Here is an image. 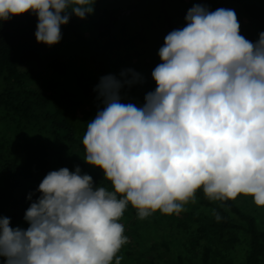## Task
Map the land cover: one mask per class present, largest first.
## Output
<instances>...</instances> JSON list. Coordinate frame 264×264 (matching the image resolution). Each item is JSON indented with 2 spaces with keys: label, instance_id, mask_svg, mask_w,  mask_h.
<instances>
[{
  "label": "clouds",
  "instance_id": "obj_1",
  "mask_svg": "<svg viewBox=\"0 0 264 264\" xmlns=\"http://www.w3.org/2000/svg\"><path fill=\"white\" fill-rule=\"evenodd\" d=\"M94 3L0 0V22L34 14L37 43L52 46L70 16L84 19ZM184 20L164 36L151 71L156 86L142 103L122 102L123 87L143 82L132 68L93 87L102 107L82 138L84 162L111 188L94 185L79 165L49 171L40 195L26 197L27 228L0 216L3 264H119L129 205L140 219L179 214L200 190L210 201L243 195L264 207V31L250 41L233 9L202 4Z\"/></svg>",
  "mask_w": 264,
  "mask_h": 264
},
{
  "label": "rangeland",
  "instance_id": "obj_2",
  "mask_svg": "<svg viewBox=\"0 0 264 264\" xmlns=\"http://www.w3.org/2000/svg\"><path fill=\"white\" fill-rule=\"evenodd\" d=\"M211 1L213 0H95L93 12L84 19L71 15L69 22L61 26V40L50 46L49 50L70 58L74 65L66 74L55 76L56 85L51 90L52 99L47 107L54 109L55 106H65L67 100L64 96L80 100L77 118L82 126H87L98 107H102L93 91L99 77L112 73L119 78L120 71L127 68L141 73L143 82L131 85L134 88L131 96L122 99V102L142 103L144 95L156 86L151 78V71L161 62L157 55L158 49L164 42V36L172 30L168 14L175 21V28L182 27L186 12L193 4L207 5L210 9ZM256 1L264 3V0ZM104 9H112L118 13L113 34L107 37L97 34V25ZM239 24L240 34L252 41L246 28L241 22ZM249 27L255 40L258 39L259 32L264 31V27L254 20ZM126 78H130V74ZM31 91L30 84L23 87L0 79V92L15 101L34 99ZM88 98L97 102L95 108L89 109L84 105L83 100ZM32 116L28 120L18 110L0 106V169L8 159H12L10 153L21 148L24 143L46 142L54 147L52 160L56 163L55 170L67 167L72 171L79 165L82 173L92 176L94 185L111 188L110 184L97 180L103 178L102 170L85 163V155L75 146H66L62 149L64 153H61L43 127L44 121L36 106L33 107ZM235 199L243 208L257 216L264 229V207L256 206L251 197L239 195ZM132 208L128 206L120 218L124 235L128 239L117 254L121 257L119 264H176L179 256L188 264H201L198 257L203 244L200 228L208 207L196 194L195 199L185 204L179 214L165 215L156 211L140 219ZM10 226L27 228L28 224L22 219L10 221ZM245 249V242L237 244L230 254L231 264H241L244 261ZM0 264H3V257H0Z\"/></svg>",
  "mask_w": 264,
  "mask_h": 264
},
{
  "label": "trees",
  "instance_id": "obj_3",
  "mask_svg": "<svg viewBox=\"0 0 264 264\" xmlns=\"http://www.w3.org/2000/svg\"><path fill=\"white\" fill-rule=\"evenodd\" d=\"M210 6V11L220 7L233 9L252 41L255 38L251 34L250 22L254 20L264 27V3L256 0H213ZM117 14L112 9L103 10L97 25L98 35L107 37L113 34V27L118 22ZM168 23L172 29L175 28V21L169 14ZM36 24V16L28 12L0 22V79L23 87L30 84L34 95L31 100L15 101L0 92V106L16 109L28 120L32 119L33 107L36 106L40 109L43 127L62 154L66 146H75L86 155L82 144L86 126H82L77 118L80 100L64 96L67 100L65 106L47 107L52 99L51 90L56 85L55 76L66 74L73 67V60L52 52L48 45L37 43L34 36ZM133 90L132 86L123 87L122 99L131 96ZM83 101L89 109L95 108L97 103L93 98ZM53 153L54 147L46 142H26L10 153L12 159H8L0 169V216L10 217L13 222L23 219L31 203L26 198L28 193L33 192L32 199L35 200L40 195L35 189L49 171L55 170ZM97 180L110 184L104 178ZM196 195L208 207L200 228V238L203 239L198 256L200 263L231 264L230 254L243 241L246 249L241 264H264V229L257 216L243 208L236 199L210 201L200 190ZM176 264L188 263L179 256Z\"/></svg>",
  "mask_w": 264,
  "mask_h": 264
}]
</instances>
